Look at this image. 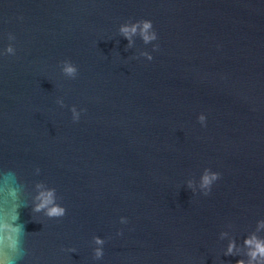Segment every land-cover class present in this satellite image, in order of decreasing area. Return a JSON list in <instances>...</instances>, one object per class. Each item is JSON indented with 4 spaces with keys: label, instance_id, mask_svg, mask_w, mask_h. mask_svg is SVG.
<instances>
[{
    "label": "water",
    "instance_id": "1",
    "mask_svg": "<svg viewBox=\"0 0 264 264\" xmlns=\"http://www.w3.org/2000/svg\"><path fill=\"white\" fill-rule=\"evenodd\" d=\"M258 243L264 0H0V264H264Z\"/></svg>",
    "mask_w": 264,
    "mask_h": 264
},
{
    "label": "clouds",
    "instance_id": "2",
    "mask_svg": "<svg viewBox=\"0 0 264 264\" xmlns=\"http://www.w3.org/2000/svg\"><path fill=\"white\" fill-rule=\"evenodd\" d=\"M151 27H152V21H151V20H145V21L143 22V29H144V33H145V35H144L145 41H148V40H150V39L153 38V37H151V36H149V35L147 34L148 29L151 28ZM121 30H122L123 32H125L126 34H127L128 31H129V29H128L127 27H123ZM131 31H132V32H135V31H136V26H133L132 29H131ZM66 71L69 72V73H71V72L74 71V68L71 67V66H69V67L66 68ZM219 175H220V173H215V174L212 175V177H209V176L206 175V176L204 177V184H205V185L210 184L211 179H215V178H216L217 176H219ZM48 195H49V198H50L52 194L49 193ZM49 202H50V199H45L40 205L37 206L36 210L39 211L41 208L46 207V206L49 204ZM64 211H65V210H64L62 207H59V206H53V207H51V208L48 209L47 215H49V216H62V215H64ZM9 238H11V237H9ZM97 242L100 243V242H102V241H100V240L98 239ZM246 243L251 244V243H252V240H246ZM231 248H232V246L230 245V247H229V251H231ZM258 254L261 255V256H264V246H262L260 243H258V244L256 245V251H254V252L251 253V255H252L254 258H255ZM97 255H98V256H99V255H102V253L98 250V251H97ZM237 264H243V261H238Z\"/></svg>",
    "mask_w": 264,
    "mask_h": 264
}]
</instances>
